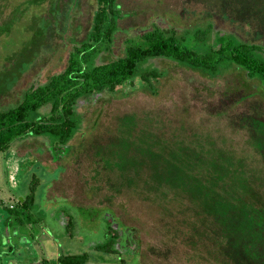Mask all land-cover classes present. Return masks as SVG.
I'll use <instances>...</instances> for the list:
<instances>
[{
  "label": "rangeland",
  "instance_id": "obj_1",
  "mask_svg": "<svg viewBox=\"0 0 264 264\" xmlns=\"http://www.w3.org/2000/svg\"><path fill=\"white\" fill-rule=\"evenodd\" d=\"M116 2L117 28L88 67L122 55L125 39L152 25L185 33L210 20L208 41L229 33L264 46V0ZM94 8V0H0L1 110L65 65ZM183 44L200 45L192 36ZM151 67L160 74L152 89L135 75L113 92L78 97V127L61 150L52 152L45 135L27 134L0 151V264L80 252L88 254L84 264H118L94 250L108 224L129 264H264V86L230 67L211 76L151 58L140 69ZM47 111L42 105L31 116ZM197 167L224 170L229 182L207 189L215 183L196 175L204 184L185 186ZM32 176L33 220L18 223L8 208L27 195ZM206 190L215 198L244 194L246 216L224 217L211 205L204 212ZM68 214L71 237L63 227Z\"/></svg>",
  "mask_w": 264,
  "mask_h": 264
},
{
  "label": "trees",
  "instance_id": "obj_2",
  "mask_svg": "<svg viewBox=\"0 0 264 264\" xmlns=\"http://www.w3.org/2000/svg\"><path fill=\"white\" fill-rule=\"evenodd\" d=\"M94 3L95 8L87 36L71 45L65 65L48 75L44 81L34 85L29 84L13 107L0 109V151L7 149L14 139L27 134L45 135L52 144L50 147L52 152L61 150L78 127L73 111L75 100L92 93L113 92L116 87L135 75H138V78L152 89L151 80H156L160 74L154 67L140 69V66L151 58L170 60L211 76L216 75L223 68L230 67L237 71L239 77L257 80L264 86V46L237 40L233 34L229 33L216 36L214 41H208L213 27L210 20L203 27H195L185 33L178 32L175 27L165 29L152 25L149 29L136 34L134 38L125 39L122 55L88 67L87 62L90 58L99 52L103 44L110 42L117 28V19L121 16L116 0H94ZM231 13L236 15L237 19L240 17L247 20L243 13L241 15L239 12ZM185 35L192 36L200 45L187 47L183 44ZM42 105L48 106L46 114L36 118L31 116L32 112ZM254 119L262 120L260 115H256ZM203 171L204 169L199 167L196 171L191 170L195 174V182L192 184L187 182L185 186L192 185L195 188L196 185L204 184L197 179L196 175L215 183L212 184L213 186L207 183L206 185L210 186L207 189L215 187L218 183L223 184L224 180L227 183L228 179H224L227 175L224 170H211L208 173ZM35 181L37 179L32 176L27 195L22 196L21 200L17 198L15 205L8 208L18 223H23V219L29 222L32 218L30 210L34 204V190L37 184ZM207 191L202 192L200 196V204L204 212L205 207L211 205L210 208L214 213L224 217L230 212L236 215L243 213L246 216V210L240 203L244 194L240 193L236 197L224 195L215 198L207 197L210 195ZM253 208L247 215L257 211L256 207ZM63 227L67 235L71 237L73 227L71 215L65 216ZM117 236V229L108 224L106 237L102 243L94 246V250L113 255L118 264H129L114 248ZM235 238L233 236L232 240ZM239 240L237 238L238 243ZM86 261H88L86 252L58 253L53 258H42L40 264H84Z\"/></svg>",
  "mask_w": 264,
  "mask_h": 264
},
{
  "label": "water",
  "instance_id": "obj_3",
  "mask_svg": "<svg viewBox=\"0 0 264 264\" xmlns=\"http://www.w3.org/2000/svg\"><path fill=\"white\" fill-rule=\"evenodd\" d=\"M18 200H21V197H18Z\"/></svg>",
  "mask_w": 264,
  "mask_h": 264
}]
</instances>
